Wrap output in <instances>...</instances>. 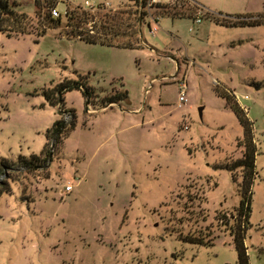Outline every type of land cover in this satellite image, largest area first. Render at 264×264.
I'll use <instances>...</instances> for the list:
<instances>
[{
  "label": "rangeland",
  "instance_id": "374dc122",
  "mask_svg": "<svg viewBox=\"0 0 264 264\" xmlns=\"http://www.w3.org/2000/svg\"><path fill=\"white\" fill-rule=\"evenodd\" d=\"M8 1L28 16L36 32L12 38L0 32V191H5L0 196V264H238L229 226L241 201L243 170L232 173L224 167L242 158L238 142L244 129L217 89L228 90L238 102L242 97L254 123L257 175L245 244L249 264H264V27L215 31L207 28L210 20L204 16L264 18V0H189L187 7L200 13L205 32L193 18L174 24L163 21L157 7L144 9L151 23V33L147 23L142 27L145 39L149 33L168 34L171 49L192 56L208 71L188 78L187 70L170 75L171 65L157 57L177 54L165 55L158 47L151 57L58 38L72 29L64 17L61 26L47 23L52 0H39V10L36 0ZM79 7L94 17L87 27L95 31L110 15L122 16L125 30L126 13L137 9L132 0H70L60 9ZM43 31L50 33L37 36ZM240 39L251 44L249 60L241 50L231 52ZM228 40H235L231 47L224 46ZM204 44L211 51H203ZM214 48L219 52L213 54ZM135 58L142 59L141 70ZM186 59L181 57L188 68L191 60ZM183 79L188 100L180 104L178 81ZM66 80L94 90L95 110L114 91L121 108L129 112L141 105L140 114L125 116L126 121L103 116L91 121L94 113H86L84 93L72 91L60 116L61 107L51 106L45 92ZM55 114L76 127L60 140H48ZM33 156L40 158L31 168L19 164ZM67 185L73 191L63 196ZM184 237L215 241L202 246Z\"/></svg>",
  "mask_w": 264,
  "mask_h": 264
},
{
  "label": "trees",
  "instance_id": "16d2710c",
  "mask_svg": "<svg viewBox=\"0 0 264 264\" xmlns=\"http://www.w3.org/2000/svg\"><path fill=\"white\" fill-rule=\"evenodd\" d=\"M136 3V10L134 12L126 13L129 18V24L125 30L122 29L125 24L124 18L122 16L113 17L108 16L105 21H100V25L96 27L97 31L89 30L87 25L91 19V14L84 10L82 7H79L75 11H67L66 15H63L59 19H54L47 11V23L49 25L61 26L62 18H66V28L72 29V31H66V36L69 39H80L87 44L93 45H102L107 47H117V48H126L133 49L141 42L140 37V23L146 17V12L143 8L146 5L147 0H132ZM189 0H180L179 3L174 5L169 4H157L156 7L160 12L161 17H171V18H194L196 12L189 10L191 7H187ZM191 3V2H190ZM37 9H40V1L36 0ZM187 7V8H186ZM101 10L104 8L98 7ZM125 14V13H122ZM219 16L210 15L206 13L204 15L208 20L215 22L218 25L225 27H260L264 26V18L260 17V14L255 15H223L218 14ZM134 17V18H132ZM31 20L28 19V16L23 13L15 11L8 0H0V32L5 34L8 38L19 37V35H33L35 34V28H30ZM95 32V34H94ZM37 32L36 34H38ZM47 32L43 31V34L40 33L37 36H44ZM38 42V41H37ZM72 91H82L85 95V99L91 102L94 94V90L86 85L82 81H63L57 87L49 89L45 92L46 101L53 107H61L60 116H63V113L66 110L62 109L64 107V99L60 97V93L65 94ZM218 94L225 99L229 109L236 115L240 124L244 129L243 139L238 142V146L243 147L242 158L236 160L231 166L226 165L224 169L234 172L237 169L243 170L242 181L239 183V192L241 195V201L239 206L236 209L237 216L231 217L233 219V224L229 226V230L233 237L234 245L238 255V264H249V255L248 248L245 244L246 235L251 227L250 219L252 214V200H253V186L255 182V176L257 175V145L255 142V133H254V123L250 119L247 111L241 107L239 102L236 100L234 95L228 90L219 91ZM117 96V95H116ZM116 96L105 101L107 102H117ZM122 98V96H121ZM123 99H127L126 95L123 94ZM68 112V111H67ZM73 118L76 116L74 110L71 109ZM63 119H58L54 122V125L51 129L47 131V139L60 140L63 136L69 133L70 130H73L76 127V122H72L69 125ZM40 158L38 156H33L30 159H20L19 164L21 166H27L31 168L36 165L34 162L36 159ZM6 167V165H4ZM222 169V168H220ZM233 180L237 182V178L233 176ZM1 185V184H0ZM5 191H0V196ZM186 242L202 246H213L214 239H204L201 238H183Z\"/></svg>",
  "mask_w": 264,
  "mask_h": 264
},
{
  "label": "crops",
  "instance_id": "0c3cea01",
  "mask_svg": "<svg viewBox=\"0 0 264 264\" xmlns=\"http://www.w3.org/2000/svg\"><path fill=\"white\" fill-rule=\"evenodd\" d=\"M246 14L249 15V14H252V13H245V14H241V15H246ZM229 15H236V14H229ZM198 17L201 18V22L200 23H197ZM170 19L175 24L176 21H177V20L175 21V19H182V18H171V17H168V16L162 17V20L163 21L164 20L165 21H167V20L170 21ZM193 19H194V25L197 24L198 29H200L199 32L200 31L205 32L204 28H206V26H205L204 21H202V17L200 15V13H196L194 15V18ZM146 23L148 24V27H150V33H151V23L149 21L148 14H146V17L140 23V26H139L140 27V32L142 31L143 25H146ZM260 27H264V26H260ZM207 28L208 29L214 28L215 31H217V30L220 31V30H222V28H223V30H227V29H243V28H258V27H247V26L246 27H234V28L233 27H225V26L218 25L215 22H213V21L210 20V24H208V27ZM189 29H190L191 32L194 31L192 28H189ZM49 31H51V30H49ZM150 33H149V35H150ZM154 34L155 33H152L151 34L152 36L151 35L150 36L148 35V40H147V38L145 39L144 35L141 33V35H140L141 42L137 45V47H135L133 49L117 48V47H107V46H103V47L110 48V49H122V50H125V51H138L139 53H143V52L146 53L147 52V53H149V55L151 57L153 56V54H157V47L164 50L163 54H165L166 52H168V53H175V54H177L175 56H163V57L158 56L157 57L158 60H165L167 62V64L171 65V69L172 70H171V74L170 75L172 77H175L177 75L179 76L185 70H187V78L189 77L190 74H192L193 72H195L197 70L198 71L200 70V71L208 72L207 69L204 68V66H202V65L197 66V63H196L197 60L195 58H193L192 56H189V55L184 56V55L181 54L180 50H178V49H171L170 48L171 41H170V36L168 34H166V33H164L163 35H157V34L154 35ZM243 34H245V33H243ZM255 34H260V32L258 31ZM57 36L60 39L74 40V39H69L65 35H62V36L61 35H57ZM248 39H250V38H248ZM248 39H240L239 40L240 41L239 44H237L235 47L233 46L231 48V49H233V50H231V52H237V50H241L242 53H244L246 56H248L249 55L248 54V51L251 50L250 48L247 47V46L251 45L250 42L247 41ZM251 39L254 40L255 37L252 36ZM75 40H79V41L85 43L84 41H82L80 39H75ZM195 40L201 41V42L203 41L202 38H201V36H200V38H199V36H196V39ZM234 41L235 40H228V42H226V44L224 46H227L228 47V46L231 45V44L229 45V43L230 42L233 43ZM151 43H153L154 45H156V47H152ZM85 44H87V43H85ZM88 45H93V44H88ZM240 45H242V46H240ZM94 46H102V45H94ZM214 46L215 47H218L219 49H221L224 52L227 51V50L224 49L223 44H218L217 43ZM221 47H223V48H221ZM202 50L203 51H207L208 50V45L204 44L203 47H202ZM215 50H216V48H214V50H212V53L213 54L215 53ZM208 51H211V50L209 49ZM216 51H218V50H216ZM226 56H227V54H223V57L224 58H226ZM181 57H185V59L187 58L186 60H191V64L188 65V68H187V63L184 62L183 60H181ZM191 57H192V59H191ZM247 60H249V56L247 57ZM165 61H163V62H165ZM135 62H136V65H137L138 70H141L142 69V62H143L142 59L135 58ZM192 63H194V64L192 65ZM197 67H198V69H197ZM87 69H89L87 72H91L92 71V68L91 67H89ZM84 71H86V70H84ZM138 76H141V74H138ZM164 78H167V77H164ZM216 87L218 88V86H216ZM68 93L69 92H67V93L64 94V98H63L64 99V106L66 105V98H65V96ZM216 93H217V95H219L218 92H216ZM108 94H110V95H108ZM108 94H106L107 97H108V99H111L113 97L114 91L109 92ZM245 97H248V96H245ZM241 98L242 97L239 98V104L241 105V107H243L247 111V113L249 115L248 108L242 103V101H241L242 99ZM187 100H188V98H187ZM85 101H86V103H85L86 104V113L87 112H89V114H93L94 113L93 115L90 116V118H92L91 121H94V122L99 121L102 118V116L105 119L112 120V121L113 120H119V121L120 120H124V121H126L127 119H126L125 116H131L132 113L133 114H135V113L137 114L142 109V106L141 105H138V106H136L134 108H129V110H128L129 112H127L126 110H124L123 108H121L119 106L118 102H107L106 104H104L102 106V108H99V109L95 110V106L92 104L93 99L91 100V102L87 101L86 99H85ZM223 101H224L223 102V105L225 107L229 108L227 106V103H226V101H225L224 98H223ZM67 108H69V107H67ZM143 111H145V108L143 109ZM126 113H128V115ZM57 117H59V116H57L55 114V121L58 119ZM217 186H218V182H217ZM62 193H63L62 194L63 196L69 195L67 193H64V191H62Z\"/></svg>",
  "mask_w": 264,
  "mask_h": 264
},
{
  "label": "built area",
  "instance_id": "2783aa9c",
  "mask_svg": "<svg viewBox=\"0 0 264 264\" xmlns=\"http://www.w3.org/2000/svg\"><path fill=\"white\" fill-rule=\"evenodd\" d=\"M49 1H51V0H49ZM52 1H54V4L48 8V11H49L50 15L52 16V18L59 19L63 15L67 14V10L62 11L60 9V7L63 6V5L66 6V3H68V1H70V0H52ZM179 2H180V0H147L146 1V5L143 8V10L145 8L153 9L154 7H156L157 4L174 5V4H177ZM85 6L90 8L92 6V3L90 1H86L85 2ZM151 17H153V16H151ZM200 22H201V18L198 17L197 23H200ZM157 28L155 27L153 29V31H157L158 30ZM178 90H179V102L181 104L182 103H186L187 102V93H188V90H189L188 82L186 80H184V79L178 81ZM186 129H188V127ZM72 191H73V186L72 185H67L65 187V193L69 194Z\"/></svg>",
  "mask_w": 264,
  "mask_h": 264
},
{
  "label": "water",
  "instance_id": "95a60500",
  "mask_svg": "<svg viewBox=\"0 0 264 264\" xmlns=\"http://www.w3.org/2000/svg\"><path fill=\"white\" fill-rule=\"evenodd\" d=\"M60 97H61V94H60Z\"/></svg>",
  "mask_w": 264,
  "mask_h": 264
}]
</instances>
